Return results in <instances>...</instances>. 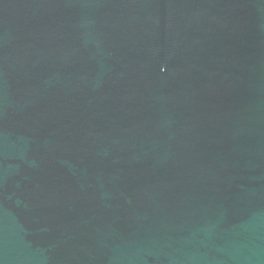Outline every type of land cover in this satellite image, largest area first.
I'll list each match as a JSON object with an SVG mask.
<instances>
[{
	"label": "water",
	"instance_id": "95a60500",
	"mask_svg": "<svg viewBox=\"0 0 264 264\" xmlns=\"http://www.w3.org/2000/svg\"><path fill=\"white\" fill-rule=\"evenodd\" d=\"M0 264H264V0H0Z\"/></svg>",
	"mask_w": 264,
	"mask_h": 264
}]
</instances>
